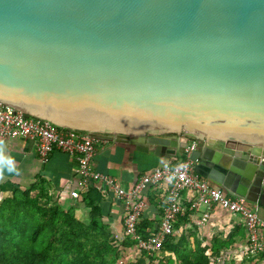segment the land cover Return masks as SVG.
I'll return each mask as SVG.
<instances>
[{
	"label": "water",
	"instance_id": "water-1",
	"mask_svg": "<svg viewBox=\"0 0 264 264\" xmlns=\"http://www.w3.org/2000/svg\"><path fill=\"white\" fill-rule=\"evenodd\" d=\"M0 103L264 209V0H0Z\"/></svg>",
	"mask_w": 264,
	"mask_h": 264
},
{
	"label": "trees",
	"instance_id": "trees-1",
	"mask_svg": "<svg viewBox=\"0 0 264 264\" xmlns=\"http://www.w3.org/2000/svg\"><path fill=\"white\" fill-rule=\"evenodd\" d=\"M100 201L97 188L92 187L83 198L91 217L84 223L73 208L55 202L39 182L26 190L15 189L0 201V264H228L234 238L205 245L199 238L192 241L188 234L178 235L177 223L186 221L187 214L176 219L172 235L157 252L140 250L138 241L126 234L114 238L103 221ZM140 222L141 239L155 235L161 224L154 230Z\"/></svg>",
	"mask_w": 264,
	"mask_h": 264
},
{
	"label": "crops",
	"instance_id": "crops-1",
	"mask_svg": "<svg viewBox=\"0 0 264 264\" xmlns=\"http://www.w3.org/2000/svg\"><path fill=\"white\" fill-rule=\"evenodd\" d=\"M5 145V154L14 158L20 174L4 172V178L0 180V201L11 197L15 189L26 190L39 182L55 202H61L63 207L73 208L78 220L89 223L91 221L90 209L83 203V198L92 187H96L101 196L98 205L101 208L104 223L109 226L114 238L124 237L125 204L116 198L108 186L101 183L92 184L80 198L71 196L78 180L77 162L74 157L61 151H55L45 162L38 156L34 143L29 140H10ZM175 160L179 162L183 159L181 156L170 160L162 159L153 153L138 152L128 144H111L108 140H97L93 167L96 172L115 179L122 188L128 190L143 175L158 168L173 165ZM169 187L170 184L166 181L161 186L149 187L145 190L144 196L148 201V206L141 216L142 225H152L155 230L162 222ZM182 199L187 209L185 213L187 217L184 216L186 217L184 222H176L178 235L188 234L192 241L199 238L205 244H211L212 241L221 240V238H234L235 243L226 257L230 259L231 264H243L241 258H246L248 264H264V257L248 258L245 255L247 232L240 217L234 216L219 206H214L209 220L205 225H201V218L206 208L197 207L196 194L186 191ZM253 207L259 216L264 217V209ZM252 259L256 260L251 262Z\"/></svg>",
	"mask_w": 264,
	"mask_h": 264
},
{
	"label": "built area",
	"instance_id": "built-area-1",
	"mask_svg": "<svg viewBox=\"0 0 264 264\" xmlns=\"http://www.w3.org/2000/svg\"><path fill=\"white\" fill-rule=\"evenodd\" d=\"M29 140L34 143L38 156L47 161L55 151L64 152L75 158L78 176L76 188L71 192L74 198H80L92 184H105L116 198L125 204L124 230L130 238L138 241L140 250L153 253L160 251L165 240L172 235L174 222L183 216L187 209L183 203V194L190 191L197 196V207H205L201 225H205L214 206H219L234 216L240 217L247 232L245 255L257 258L264 253V217L244 199L229 196L223 189L213 186L207 179L195 172L191 154L198 149L199 143L192 140L186 148V159L173 165L158 168L143 175L132 188L126 190L106 175L98 173L93 167L97 139L88 133H76L53 123L34 117L26 118L23 113L0 103V140ZM166 181L170 187L164 208L163 219L155 235L141 239L138 224L148 206L144 192L149 187H158Z\"/></svg>",
	"mask_w": 264,
	"mask_h": 264
},
{
	"label": "clouds",
	"instance_id": "clouds-1",
	"mask_svg": "<svg viewBox=\"0 0 264 264\" xmlns=\"http://www.w3.org/2000/svg\"><path fill=\"white\" fill-rule=\"evenodd\" d=\"M5 142L0 140V180L4 178V172L19 175V169L16 167L14 158L6 155Z\"/></svg>",
	"mask_w": 264,
	"mask_h": 264
},
{
	"label": "rangeland",
	"instance_id": "rangeland-1",
	"mask_svg": "<svg viewBox=\"0 0 264 264\" xmlns=\"http://www.w3.org/2000/svg\"><path fill=\"white\" fill-rule=\"evenodd\" d=\"M204 244H205V242H204ZM205 245H209V244H205ZM245 257V256H244ZM246 258H241V260H242V262H243V264H248V260H245ZM230 260V259H229ZM229 260H227V262H228V264H231V262L229 261Z\"/></svg>",
	"mask_w": 264,
	"mask_h": 264
}]
</instances>
